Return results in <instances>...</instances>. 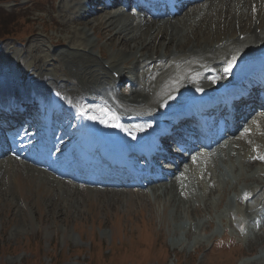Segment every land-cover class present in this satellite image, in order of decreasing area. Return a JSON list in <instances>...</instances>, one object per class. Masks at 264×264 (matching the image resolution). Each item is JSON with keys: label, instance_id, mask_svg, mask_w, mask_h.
Segmentation results:
<instances>
[{"label": "rangeland", "instance_id": "1", "mask_svg": "<svg viewBox=\"0 0 264 264\" xmlns=\"http://www.w3.org/2000/svg\"><path fill=\"white\" fill-rule=\"evenodd\" d=\"M74 3L69 2L68 8ZM68 8L62 7L61 0H0V68L5 75H18L16 84H20L19 79L29 84L33 75L41 71L53 73V77L59 74L63 82L68 80V74L73 77L68 59L57 61L56 55L63 48L84 50L87 31L93 34L91 26L95 33H101L100 38L94 37L95 51L103 52L108 59L123 57L120 50L129 49L127 45L131 43L114 38L118 28L105 22L110 10L82 19L67 12ZM73 18L82 20L74 24ZM181 20L183 17L174 21ZM213 20L217 18L214 16ZM244 20L249 24L251 16ZM32 25L33 33L27 34ZM75 31L81 33L80 46L68 42ZM202 31L201 28L196 34ZM185 40L193 41V33ZM160 42L163 43L162 36L144 52L155 49ZM36 55L46 59L42 67L39 63L34 65ZM133 58L125 59L121 65H131L133 60L129 59ZM119 89L127 91V85L123 83ZM35 173L32 170V175ZM244 174L238 173L231 182H245ZM41 179L49 182L37 189ZM50 179L42 175L34 186L20 183L11 186L14 187L9 190L11 195L0 184V264H264V231L259 234L262 228L254 231L248 227L249 233L243 237L237 232L240 220L234 222V216L253 212L246 220L251 222L255 211L254 207L240 205L233 198V189L223 194L217 191L207 198L215 219L209 226L207 220L211 216L205 214L204 202L201 213L188 216L185 212L189 211L179 214L174 202L163 201V197L152 198L150 202L128 191L103 194L78 187H74L76 192L72 188L71 192L59 191ZM218 203L222 204L220 208L216 207ZM201 221L209 229L204 230Z\"/></svg>", "mask_w": 264, "mask_h": 264}, {"label": "bare ground", "instance_id": "2", "mask_svg": "<svg viewBox=\"0 0 264 264\" xmlns=\"http://www.w3.org/2000/svg\"><path fill=\"white\" fill-rule=\"evenodd\" d=\"M74 1H76L77 4L74 3L71 8H68L69 2ZM89 3L91 4L93 3V1L61 0L62 7H66V9L68 8L67 12H71L79 16L84 14V19L90 16L86 14L87 11H90L87 10V5ZM219 3H222L223 5L224 3H226L230 8L226 10H223L222 8L219 9ZM261 5L264 6V0H232V3L229 0H215L210 4L209 7H207V11L210 8L216 7V13L210 16L209 19L205 20V25L210 26L211 20L214 19V16L217 18V20H213L212 27L214 26V28H210L212 30H207L203 36H201V34H196L197 29L194 28L196 25H193V22L198 19L199 15L197 13L189 14L188 21L190 27L192 28L194 36L193 41H186L185 39H187V35L183 36L181 34L182 30H184L182 28L183 25L172 23L171 19L163 22H158V24L155 22V24L150 28H148V26H144V28H142L138 27L137 25L135 27H132V20H135L134 17H129L127 20H122L120 18L121 13H116L106 17L105 22L109 27L118 28V32L113 35L114 38L119 37V39H121L122 43L124 44L131 43L127 45L129 46V49L125 48L120 50V52H123L124 54L123 57L121 55H117L115 57L111 56L108 59V56L106 57L103 52L95 51L97 42H94L96 40L93 36H90L92 38L90 40L88 37L86 45L84 46V50H80L76 47L75 49L71 50H68V48L58 50V55H56L57 58L55 59L57 61H59L60 59H64L66 61V59H68L67 61L70 62L72 70L74 71L73 77L69 76L68 74V80H65V82L62 83V81H58L53 77V73L49 75L41 71L37 74H34L33 76L40 80L39 85L42 84L49 87H61L66 90L69 95L72 96L77 94H90L92 92L94 94L104 95L118 108H125L126 110H139L147 108L151 105L156 106L155 103L165 98L172 92V90L179 87V85L176 86L175 83H171V85H168L172 80V77L170 75H174L178 72V70L176 71L175 64L183 61H185L184 64H187L186 61L189 62V66H184L183 71L186 70L185 73L189 72L190 67L195 64V60H186L184 58L194 56L197 57L198 60H207L209 62H214L216 65L220 63V61L222 60L221 57L226 52L234 48H238L239 50H241L246 45H250V43H264V14L262 15L264 7L263 10H259ZM254 7L258 9V13L255 16L251 17L249 24H246V22H244V19L246 18V16L250 17V15H254ZM232 9L235 10L234 13H231ZM198 10L201 11V14L205 12L204 7L194 9V11ZM225 14H227V17L230 16L229 20H227ZM223 16L225 19L223 18ZM82 19L73 18L72 20L73 23L76 24ZM231 19L233 20V22L231 21ZM248 20L246 19V21ZM25 21H27V19ZM90 28L95 33L93 27L91 26ZM258 30L260 31L258 32ZM33 31L34 29L32 27L27 29L28 34H32ZM74 33V37L71 36L69 38L70 40L68 39V42L76 46L77 44H79L78 42H82L79 40L81 37V33L79 31H75ZM100 36L101 33H97L96 31V38L98 39L100 38ZM159 36L163 37V43H158L156 45V48L153 50L147 49L146 51H148V53H145L144 49L147 48V46L150 44H155V41ZM134 37H136V39L139 37L140 40L134 43L131 42L132 40H130L129 38ZM50 40L51 42H53L51 38ZM185 43H187V45ZM80 45L81 43L78 46ZM238 53L236 56L240 55ZM98 54L100 55V57ZM132 56H135L136 58L129 59H135L132 65H121L122 63L126 62L125 59L132 58ZM33 59L36 61L34 65L36 63H39L42 67V65L46 63V59L42 58L41 56L34 57ZM102 59H105V61L103 62ZM110 59L112 61H110L109 66L114 68L111 73L109 68H106V63H108V60ZM122 59L124 60L122 61ZM163 59H165L166 64L164 66L161 65L160 67L156 66L154 68V70L162 72L158 75H156L155 72H151L147 78V81L150 80L151 82L147 84L144 79V74H147V68L145 69V62H148V65H150L155 64L157 63L156 61ZM175 71L176 73H174ZM115 73L119 74V78L115 77ZM73 79L77 80V82H73ZM122 79L132 80L133 84L136 85V88H134L133 90L131 89L130 93L117 92L116 90H114V87L116 86L117 81ZM161 80L165 82L164 86L159 84ZM187 81H189V76L185 75L184 77H182L179 83H185ZM154 119L155 118H152V120ZM233 150L234 152L241 153L243 151V148H233ZM216 161L217 157L208 162V169H204V172L206 174L211 173L210 181L212 180L215 184L217 183L213 188L210 189V192H212L214 189L219 188H222V192H225V187L227 186L235 188L229 182H216L214 174L215 172L221 171V167H217L215 169L212 168V164ZM1 162H4V160H1ZM11 164L14 168L18 165V163L14 162H11ZM233 164L236 165L235 162ZM248 166H251L250 162H248ZM199 174L200 173H198V175ZM253 180L258 181V179ZM187 182H189V185L186 188L179 189L178 185L170 184L166 185L164 189V201L170 203L174 202V207L179 214H183L185 211H188L187 209H184L182 203L184 204L185 208H189L192 207V205H188L187 203H189L191 199H195L189 196V193L193 191L195 182V178L192 174H189ZM64 186L68 191H70V188H72V190L74 189L70 185ZM257 187H259V185L256 186L255 190L257 189ZM156 188L157 187H153L150 192L151 194L154 193V197L158 196V193L154 192ZM179 190H181V192H184V197H181V195L179 194ZM148 195L149 193H142L143 197L146 196L147 198ZM186 204L188 206H186ZM220 206L221 204H218V207ZM209 207L210 206H207L206 210H209Z\"/></svg>", "mask_w": 264, "mask_h": 264}, {"label": "snow or ice", "instance_id": "3", "mask_svg": "<svg viewBox=\"0 0 264 264\" xmlns=\"http://www.w3.org/2000/svg\"><path fill=\"white\" fill-rule=\"evenodd\" d=\"M119 127V125H117Z\"/></svg>", "mask_w": 264, "mask_h": 264}]
</instances>
